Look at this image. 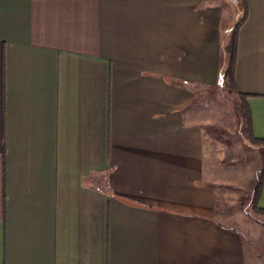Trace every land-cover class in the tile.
Returning a JSON list of instances; mask_svg holds the SVG:
<instances>
[{
	"label": "crops",
	"instance_id": "obj_1",
	"mask_svg": "<svg viewBox=\"0 0 264 264\" xmlns=\"http://www.w3.org/2000/svg\"><path fill=\"white\" fill-rule=\"evenodd\" d=\"M243 14L234 86L264 142V0H0V264H258L217 219L242 183L195 109Z\"/></svg>",
	"mask_w": 264,
	"mask_h": 264
},
{
	"label": "rangeland",
	"instance_id": "obj_2",
	"mask_svg": "<svg viewBox=\"0 0 264 264\" xmlns=\"http://www.w3.org/2000/svg\"><path fill=\"white\" fill-rule=\"evenodd\" d=\"M217 2L225 4V0ZM236 20L237 17L233 21ZM223 57L221 54L223 61H220L217 82L197 91V126L201 130L205 161L209 168L216 169L219 177L241 179L239 182L242 183V187L219 190L222 201L217 206V219L222 225L232 226L242 233L243 239L252 248L253 256L261 264L264 259V217L249 210L251 190L249 182L248 185L244 182L261 167L262 156L260 149L249 145L246 140L238 102L223 76L225 66L222 69L221 63L224 65L226 56Z\"/></svg>",
	"mask_w": 264,
	"mask_h": 264
},
{
	"label": "trees",
	"instance_id": "obj_3",
	"mask_svg": "<svg viewBox=\"0 0 264 264\" xmlns=\"http://www.w3.org/2000/svg\"><path fill=\"white\" fill-rule=\"evenodd\" d=\"M243 21H244V14L229 30L228 41H227L226 46L224 47V53L226 54V67L223 71V76L226 79L229 90L236 96V99L238 102V108L240 111V116L243 119L244 126H245V132H246L247 138H249L250 140V144L262 145L264 144L263 141L253 140L251 137L250 115H249L247 105L245 103V97L238 94L234 86V66H235V57H236L237 33ZM263 181H264V149H263L262 167L259 172L257 182L254 188L252 189V195H251V211L254 214L261 215V216H264V210H259L257 208V201L260 196Z\"/></svg>",
	"mask_w": 264,
	"mask_h": 264
}]
</instances>
